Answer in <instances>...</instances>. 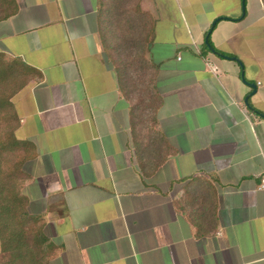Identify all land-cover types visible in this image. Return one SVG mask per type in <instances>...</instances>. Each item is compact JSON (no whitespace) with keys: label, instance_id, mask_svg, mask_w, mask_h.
I'll return each instance as SVG.
<instances>
[{"label":"crops","instance_id":"obj_1","mask_svg":"<svg viewBox=\"0 0 264 264\" xmlns=\"http://www.w3.org/2000/svg\"><path fill=\"white\" fill-rule=\"evenodd\" d=\"M104 1L0 0V55L32 71L13 134L50 264H264V0H137L160 99L141 121Z\"/></svg>","mask_w":264,"mask_h":264},{"label":"trees","instance_id":"obj_2","mask_svg":"<svg viewBox=\"0 0 264 264\" xmlns=\"http://www.w3.org/2000/svg\"><path fill=\"white\" fill-rule=\"evenodd\" d=\"M128 1L105 0L101 4L100 39L122 93L133 103V120H152L160 103L153 67L145 59L152 20L141 12L137 0L126 8ZM31 72L25 64L0 55V264H50L57 251L44 234L41 218L27 210L23 186L28 177L23 166L33 158V149L13 134L16 118L10 100Z\"/></svg>","mask_w":264,"mask_h":264},{"label":"rangeland","instance_id":"obj_3","mask_svg":"<svg viewBox=\"0 0 264 264\" xmlns=\"http://www.w3.org/2000/svg\"><path fill=\"white\" fill-rule=\"evenodd\" d=\"M125 1L121 2V6L124 4ZM136 3V0H130L128 1L127 5L125 6L126 8L133 7L134 4ZM135 103V102H134ZM24 171V170H23ZM25 173V172H24ZM27 175V173H25ZM42 221V220H41Z\"/></svg>","mask_w":264,"mask_h":264},{"label":"built area","instance_id":"obj_4","mask_svg":"<svg viewBox=\"0 0 264 264\" xmlns=\"http://www.w3.org/2000/svg\"><path fill=\"white\" fill-rule=\"evenodd\" d=\"M211 71L214 72V69H211ZM259 189L264 190V172H263V174L261 175V178H260Z\"/></svg>","mask_w":264,"mask_h":264},{"label":"water","instance_id":"obj_5","mask_svg":"<svg viewBox=\"0 0 264 264\" xmlns=\"http://www.w3.org/2000/svg\"><path fill=\"white\" fill-rule=\"evenodd\" d=\"M215 23H216V21H214V22L212 23V26H214ZM209 48H210V47H209ZM210 49H211V48H210ZM250 87L253 88V89H254V92H255L256 85H255V84H250ZM246 101H247V98H246Z\"/></svg>","mask_w":264,"mask_h":264}]
</instances>
